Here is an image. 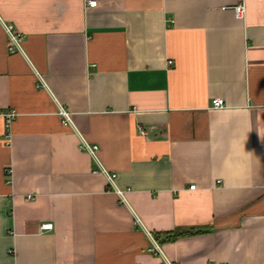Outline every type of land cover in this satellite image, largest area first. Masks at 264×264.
Here are the masks:
<instances>
[{
	"label": "crops",
	"instance_id": "0c3cea01",
	"mask_svg": "<svg viewBox=\"0 0 264 264\" xmlns=\"http://www.w3.org/2000/svg\"><path fill=\"white\" fill-rule=\"evenodd\" d=\"M0 17L24 37L9 54L0 25L17 113L0 264H264V0H0Z\"/></svg>",
	"mask_w": 264,
	"mask_h": 264
},
{
	"label": "built area",
	"instance_id": "2783aa9c",
	"mask_svg": "<svg viewBox=\"0 0 264 264\" xmlns=\"http://www.w3.org/2000/svg\"><path fill=\"white\" fill-rule=\"evenodd\" d=\"M89 6L90 7H96L97 6V2L96 1H90L89 2ZM223 10H231L232 13H234L235 17L239 20H243L245 17V13H246V9H245V5L243 4H237L231 7H225ZM0 25L3 27L7 38H8V43H7V52L9 54H24L23 51V47L22 44L24 42V37L23 35H21V33L18 31V29L11 23V22H6L3 21V19L0 17ZM169 65H172V62H169ZM41 82L42 85L44 83L43 79L41 78ZM225 101L223 99H216L214 101V108L215 109H223L225 108ZM1 116L4 119V126H5V138H9L10 137V131H11V125L14 121V119L17 117V113L14 110H6L0 113ZM59 115L62 117L63 119V123L65 125L71 126L72 120L70 117V114L62 107H60L59 109ZM139 133L141 136H146L147 133L144 130L139 129ZM81 150H84L86 152H88L89 154H91L92 156H95L96 152L98 151V147L96 146H91L89 144H87L86 142H82L81 144ZM108 178V181L110 182L109 184H111V186H114V179L116 178L115 174H108L106 171H103ZM7 177L10 178L11 174H9V171H7ZM192 190H195V186L191 187ZM120 195L121 192L117 191ZM32 196H29L28 199H32ZM52 225L51 224H44L41 226V230L42 231H50L52 230ZM148 236L150 239L151 235L148 233ZM152 242L154 244V247L149 248V252L153 253V254H157L160 255L164 258L161 249L159 248V246L154 242V240L152 239ZM163 264H171L167 259L164 258L163 260Z\"/></svg>",
	"mask_w": 264,
	"mask_h": 264
},
{
	"label": "trees",
	"instance_id": "16d2710c",
	"mask_svg": "<svg viewBox=\"0 0 264 264\" xmlns=\"http://www.w3.org/2000/svg\"><path fill=\"white\" fill-rule=\"evenodd\" d=\"M202 233L203 232H196V233H193V234L192 233H187V234L186 233H179V234L169 233V234L163 235L162 238H159L160 236H158V235L155 238L163 240L162 242H172V241L177 240L178 238H181V237H183L185 235H187V236H191L192 235L193 236V235H199V234H202Z\"/></svg>",
	"mask_w": 264,
	"mask_h": 264
}]
</instances>
